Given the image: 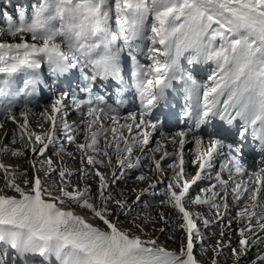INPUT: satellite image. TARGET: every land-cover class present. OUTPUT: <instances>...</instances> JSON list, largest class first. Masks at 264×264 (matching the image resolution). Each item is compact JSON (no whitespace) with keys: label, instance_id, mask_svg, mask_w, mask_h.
<instances>
[{"label":"snow or ice","instance_id":"obj_1","mask_svg":"<svg viewBox=\"0 0 264 264\" xmlns=\"http://www.w3.org/2000/svg\"><path fill=\"white\" fill-rule=\"evenodd\" d=\"M8 24L5 34L19 42H0V74L5 77L0 81V99L18 94L11 79L21 72L28 73V78L20 91L34 94L43 83L42 64L55 77L78 70L83 81L80 90L87 98L61 93L50 112L42 113L50 123L43 134L29 131L27 111L20 113L23 120L17 122L12 107L2 106L7 119L17 123L24 147L3 145L0 153L22 157L30 148L43 159L40 167L32 164L31 178L26 170L20 172L0 163L5 177L0 188V243L14 250L19 260L32 264L41 260L52 264L53 258L55 264H202L194 253L195 241L203 244L204 240L197 224L202 219L205 227L221 225L220 239L211 249V264H219L225 248L230 250L234 264H242L253 249L257 254L249 264H264V251L260 250L264 245V167L249 174L237 147L235 154L220 163L214 182L200 189L204 195L190 194L200 181L212 178L211 170L224 144L214 132L207 139L200 135L213 121H220L225 131L234 129L241 144L251 140L255 150L264 154V0H38L30 18L21 13L18 24L11 18ZM140 55L151 63L140 62ZM182 58L188 67L181 65ZM129 60L140 110L121 117L102 96L93 93L97 84L112 81L119 85L116 91L122 92ZM198 65H214L205 83L192 74ZM170 90L183 94L187 127L171 136L161 131L167 143L157 140L152 147L160 122L148 117L167 100ZM69 99L72 107L88 117L81 122L84 143L77 142V130L67 121L65 102ZM58 133L80 150L82 164L89 166L80 169V178L97 180L95 198L91 185L81 190L72 183L75 173L54 168L46 157L48 149L56 146ZM190 135L195 145L192 163L198 170L189 177L184 149ZM11 143H17L15 135ZM169 144L178 145L176 151L169 152ZM228 149L233 152V145ZM166 160L171 161L166 165L171 175L160 193V203L170 207L180 221L178 227L184 237L179 251L168 250L158 239L135 234L146 223L157 222L154 217L134 215L138 204L147 206L142 197L157 194L156 182L140 190L131 204L112 191L117 181L133 170H140L135 179L141 182L150 180L143 169L166 175ZM101 166L115 169L111 182L108 174L100 171ZM41 171L52 183H44ZM224 173L228 179L223 178ZM54 174H58L59 182L53 179ZM230 182L234 203L238 207L243 204L236 213L241 225L236 229L238 247L232 246L231 239L224 243L226 229H231V218L223 225L230 210L226 202ZM8 190L15 195L7 194ZM221 200L225 201L223 212ZM189 205L214 210L215 221L194 213ZM76 207L85 214L77 213ZM87 214L99 224L90 222ZM158 217L165 225L170 224L171 218L163 212ZM159 231L163 233L166 228ZM4 259L0 257V264Z\"/></svg>","mask_w":264,"mask_h":264},{"label":"rangeland","instance_id":"obj_2","mask_svg":"<svg viewBox=\"0 0 264 264\" xmlns=\"http://www.w3.org/2000/svg\"><path fill=\"white\" fill-rule=\"evenodd\" d=\"M37 3H38V0H20L18 2H14V4H15L14 13L17 14V16H16L17 19H19V15L21 13H23L25 16L30 14L29 17H28V18H30L32 10H33V6L36 5ZM1 11H2V8L0 7V16H2ZM9 18H11V20H13L12 17H7V18L3 17V23H0V34H3V39L0 40V42H9V43L19 42L18 38L9 37L8 35H5V33L2 32V31H7V28L9 26V24H8V19ZM29 42H31V41H29ZM44 104L48 105V102H45ZM52 104H49L50 105V107H49L50 109L48 110V112H50ZM24 108H25V105H21L15 111H13V114L17 118V122H21L23 120V117L20 115V113L24 111ZM41 109H42V107H41ZM41 109H39L37 112H35L34 115L31 114V115L28 116L29 131H31V132H33L35 134H40V132L42 130L47 131L50 128V123L46 120V116L42 115V113H45V110L42 112L43 109L42 110ZM2 110L3 109H1L0 112H2ZM71 110H72L71 108H68V112H71ZM3 115L4 116L0 117V123L3 124V127H0V146L7 145L8 147H11V148L22 149L24 147V144L19 140L20 129L18 128L17 123H14L12 121H8L7 116H6V114L4 112H3ZM30 119H31V121H30ZM73 122L75 123L74 120L71 121L72 124H73ZM31 125H34V126L32 127ZM7 126L8 127H13L14 128L13 130H15V131H13V130H11L12 132L10 130L8 131V127ZM81 128H82V126H81ZM77 129L78 128H75L74 130H77ZM3 130H4V132L2 133L1 131H3ZM84 130L85 129H83V134L81 136H77L76 137L77 142H79V143H84L85 142V140H84ZM8 132H11L12 135H14V134L17 135V138H16L17 139V143L16 144L13 145L11 143V138L8 139V135H7ZM78 133H79V130H77V134ZM58 135H59V133H58ZM65 142H66V139H65L64 135L62 133H60L59 140L57 141L56 146L54 148L50 147L48 149V151L46 152V157L50 158L53 161V167L54 168H56V169H61L62 168L66 172L67 171H71V172L75 173V175L72 177V183L74 185L79 186V188L81 190L86 186L87 182L89 181V184H87V185H91V192H92L93 197L95 198V196L97 195V187H98L97 180L89 179V180L85 181V180L80 178V175H81L80 174V169L82 167H89V166H86V165L82 164L81 157H76L75 156V152L78 151V149L75 147V144H71L70 145L71 147L64 148L63 151H61V146L64 145ZM102 145L103 144H101V146ZM68 153H72V154L74 153V154L72 156H69ZM42 159L43 158H41L38 153L35 154V155L32 154L30 148L26 150V155L22 156V157H14V156H11V155H8V154L0 153V163H3V164L8 165V166H11L14 169L18 168V170L20 172H24L26 170L27 171V175H28L29 178H31L34 175V170L32 168V164L35 163L36 167H40ZM113 160H114V164H115V159H113ZM23 161L25 163H23ZM44 168H45V170H47V164L46 163L44 164ZM107 170L109 171V174H111V167L110 166H108V167L101 166L100 167V171L101 172L105 173ZM138 174L139 173H135V174L132 173L133 178L131 179V181L129 180L130 182H125V183H122L120 185L119 184L118 185L117 184L114 185V187L112 188L113 189L112 191L116 195L117 198L123 199L124 197H121V195H124V190L126 188H128V187L130 188V190L135 191V192H133V194H135V193L137 194L140 191L141 187H142L141 185L146 186V184H143V182H142L141 184L139 183L138 186H136V187L135 186L133 188L131 187L132 183L135 180V177ZM146 174L150 177V180L144 181V183H146V182L147 183H152V182H156L157 183L158 182L157 180H155V176H154L153 173H146ZM39 175H40L41 179L44 180L45 184L52 183L51 180H48L46 178L45 171H41L39 173ZM54 175H53V179L56 180L57 182H59L60 178H59L58 174H54ZM109 182H111V178H109ZM167 182H168V180H167ZM167 182H166V184H167ZM4 183H5V177H4L3 173H2V170H0V188L4 187ZM166 184H165V186L163 185L162 188L160 187L161 188V192L164 191V189L166 187ZM117 186H119V187L117 188ZM157 187H159V185ZM202 188H204V187H202ZM117 189H119V190H117ZM137 189H139L138 192H137ZM69 190H71V189H69ZM154 191H156V190H154ZM7 194L15 195V193L12 192L11 190H8ZM136 194L133 195V196L131 195L130 197H128L129 204H131L132 201L135 199ZM197 194H200V190L199 191L196 190L193 195L196 196ZM156 195L157 196H154V195H146V196H144V199L142 201H147V203H149L150 205L148 204V206H145L144 203L138 204L136 206V212L134 213V215L136 213H139V215H140V217L142 219L147 218V217H154V218H156V221H157L156 223L157 224L155 225V224H152V223H146L143 226V230L142 231L141 230H135V234L141 235L144 239H149V238L158 239V242L160 244L164 245L168 250L177 249L179 251V249L181 247L182 238L184 237V233L182 231H180L179 227H178L180 221L176 217L171 219V223H173V227H172L171 225H165L163 221L159 220L158 213H161V212H163L166 217H169L170 214H168V213L170 211H168V210L170 209V207L168 208V207H166L164 205H161L160 201H161L162 198L158 197L159 196L158 192H157ZM152 196H154V197H152ZM219 202H220L221 205L224 204L223 200L219 201ZM153 206L157 207V210H156L155 213H154V211L150 210L151 208H153ZM196 206L197 205H191L189 207V209L191 211H193L194 213H196V211L199 210L198 207H197V210H196ZM191 207L193 209H191ZM75 211L77 213H79V214H82V215L85 214L84 210L79 208V207H76ZM211 211H213V210H211ZM200 213H202L204 215H209L207 212L203 213V210H200ZM87 215L89 216L90 222H92L94 224H99V221L91 219L90 214H87ZM228 215H229V213H228ZM120 220L124 221L125 217L124 216H120ZM209 220L213 221V219H209ZM228 221H229V219H228ZM228 221H226L227 223L224 222L223 225L226 226L228 224ZM122 226L127 228V227H129V224L128 223H123ZM160 228H166V231H164L162 233V232L159 231ZM218 229L221 230V225H220V227ZM218 229H215V228H211L210 229L209 228L208 230H210V231H208L206 229L205 231L207 233L203 235V237H204L203 244H201L199 239H197L195 241L196 245H195V248H194V253H195V255H196L198 260L205 261V259H208V261H210V263H211V258L213 257V252L212 251L211 252L207 251V253H208L207 254V253H205V248H206V246H209V245H212L213 247L216 245L217 240L220 239V237L217 238L218 235L220 234V230L218 231ZM146 230H148L147 233H145ZM199 230H200V228H199ZM230 231H232V230H230ZM210 233L211 234L213 233V235H211ZM172 236H174L175 239H171L170 237H172ZM237 236L238 235H237L236 231H235V233L231 232L229 234L226 231L225 238H224V243L226 241L229 242V239H231V243L234 244L233 247H236V246L238 247V240H236ZM225 245H226V243H225ZM6 246L7 245H5L3 243H0V248H5ZM171 247H173V248H171ZM225 249L230 252V250H228L227 248H225ZM177 250H175V251H177ZM254 250H256V249H254ZM251 252L252 251H250V253L248 255V259L242 261V264H244L246 262L249 263V258L250 257L253 258L254 253L253 252L251 253ZM207 256H209V258H207ZM251 258H250V260H251ZM54 261L55 260L53 258V263L52 264H54ZM219 261H220L219 264H227V263L228 264H234V260L231 257V253L228 254V253L224 252L223 255L220 257ZM221 261H222V263H221ZM40 262H41V264H44L43 260H41ZM26 264H32V262L29 260Z\"/></svg>","mask_w":264,"mask_h":264},{"label":"bare ground","instance_id":"obj_3","mask_svg":"<svg viewBox=\"0 0 264 264\" xmlns=\"http://www.w3.org/2000/svg\"><path fill=\"white\" fill-rule=\"evenodd\" d=\"M19 23V20H17V24ZM3 33H6V31H3ZM28 75V73H24V72H21V73H17L11 80H17V79H23L24 77L26 78V76ZM5 77L3 76V74H0V81H2L3 79H4ZM23 87H24V83L23 84H20L18 87H12V89H13V91L14 92H18V94H17V96H13V97H11V98H9V99H7V100H4V99H0V110L1 109H3V105H5V104H7V105H10L11 107H12V109H14V107H16V106H18V105H21V104H26L27 106L25 107V110L24 111H27L28 112V116L29 115H31V114H33L34 115V113L35 112H37L39 109H41V107H42V112L45 110L46 111V109L47 110H49L50 108V105L49 104H52L54 101H55V99H56V97L58 96L57 95V93L56 92H53V91H51V90H49V89H47V88H45L43 85H39V87H38V89H37V91L34 93V94H30L29 95V99H26L25 101H24V98H26V94H25V92L24 91H20L21 89H23ZM42 97V98H41ZM45 97H46V99L48 98V100H46V102H48V105H45L44 104V102L42 101V99H45ZM42 101V102H41ZM8 102V103H7ZM66 102H69L68 100L66 101ZM65 102V103H66ZM47 106V107H46ZM72 106V105H71ZM68 107H70V105H68ZM30 110V111H29ZM40 110V111H41ZM76 110V109H75ZM78 111V110H77ZM3 110H2V112H0V117H2V116H4L3 115ZM74 111H72V112H69L68 113V115H67V121H68V123L73 127V129H75V128H78L77 130H79V133L77 134V136H81L82 134H83V129L81 128V126H82V124H81V122L82 121H87V119H88V117L87 116H83V117H76V116H71V114L70 113H73ZM17 114V113H16ZM124 116V115H123ZM123 116H121V117H123ZM33 118V117H32ZM44 118V117H43ZM47 120V119H46ZM72 120H74L75 121V123L73 122V124L71 123V121ZM8 121H10V120H8ZM30 121H31V119H30ZM121 123L123 122V120H121L120 121ZM11 126V125H10ZM32 127L34 126V125H31ZM8 127V126H7ZM14 128L13 127H8V131L10 130H13ZM13 131H15V130H13ZM2 133L4 132V130L3 131H1ZM12 132V131H11ZM11 132H8V139H10L11 138V140H12V138H13V135H12V133ZM43 132H45L44 130H42L41 132H40V134H43ZM160 132H161V130H159L158 129V131L153 135V137H152V144H151V146L152 147H155V142L157 141L156 140V137H158V136H160ZM19 134V133H18ZM80 134V135H79ZM166 134V133H165ZM172 134H174L173 132L172 133H170V134H167L168 136H171ZM15 135V137L17 138V135L16 134H14ZM20 136V135H19ZM59 136H60V133H59ZM76 136V137H77ZM4 138V137H3ZM83 138V137H82ZM160 138H161V140H164L161 136H160ZM188 139H189V143H187L186 145H185V149H184V151H185V170H186V173H187V175L190 177L191 175H193L198 169H197V167L196 166H194L193 165V163H192V161L195 159V145H194V143H192L191 142V135L188 137ZM160 140V141H161ZM162 143H167V141H165V142H162ZM101 144H103V138H101ZM38 147V146H37ZM68 147H71L70 146V144H68L67 143V141L65 142V144L64 145H62L61 146V148H68ZM178 148V145H168L167 146V150L169 151V152H174V151H176V149ZM60 150V149H59ZM33 154V153H32ZM74 154V153H73ZM75 156L76 157H81V152H80V150H78V151H76L75 152ZM159 156H160V153H157L156 154V158L158 159L159 158ZM60 158V157H59ZM63 159V158H62ZM28 160V159H27ZM169 162H171L170 160H166V161H164L163 163H164V166H165V172H166V175H164V176H160V175H158V174H155V173H153V172H151V171H149L148 169H143V171L145 172V173H153L154 174V176H155V180H157L158 182H157V186L159 185V187H157V189H156V192H158V197H161L162 198V196L160 195V193H162L161 192V188H162V186L164 185L165 186V184H166V182H167V180H169V178H170V175H171V170L170 169H167V167H166V165H167V163H169ZM23 163H25L24 161H23ZM64 164V163H63ZM24 165V164H23ZM113 165H114V160H113ZM111 167V166H110ZM192 168V169H191ZM62 169V168H61ZM106 169V168H105ZM115 169L113 168V167H111V172L112 171H114ZM140 172V170H133V171H131L128 175H127V177L124 179V180H120V181H117V185L119 184H122V183H125V182H130L131 181V179L133 178V176H132V173H139ZM106 174H108V176H109V178H111V174H109V171L107 170L106 172H105ZM211 173H212V178L211 179H204V180H202V181H200L199 183H198V185H196V186H194L191 190H190V194H191V196H193V197H195L193 194H194V192L196 191V190H200L201 188H202V186L205 188V187H208L211 183H213L214 182V176H215V174L213 173V171H211ZM55 176V175H54ZM160 176V177H159ZM223 178H225V179H228V175H227V173H224L223 174ZM233 179L235 180V179H237V177L235 176V174H233ZM130 180V181H129ZM91 182V181H90ZM119 182V183H118ZM141 184L142 182H140V181H137L136 179L134 180V182L132 183V188L135 186H138V184ZM87 184H89V181L87 182ZM143 184H146V186H144V185H141L142 187H141V189L140 190H142L144 187L146 188L147 186H148V184L149 183H144L143 182ZM231 186H232V183L230 182V186H229V195H228V198H227V200L229 201L228 202V205H229V215L227 214L225 217H224V220H223V223L224 222H226V221H228V219H230L231 218V229H226V231H227V233L229 234V233H231V232H234L235 233V231H236V229H238L239 227H241V225L237 222V219L238 218H236V213L240 210V208L241 207H243V204L242 205H240L239 207L238 206H235L234 207V201H233V199H232V196H231ZM119 186H117V188H118ZM161 187V188H160ZM160 188V189H159ZM116 189V188H115ZM113 190V189H112ZM117 190H119V189H117ZM139 191V189H137V192ZM133 192H135V191H133V190H130V188L128 187V188H126L125 190H124V195H121V197H124V198H127L128 199V197H130L132 194H133ZM136 194V193H135ZM135 194H133V195H135ZM132 195V196H133ZM200 195H204L203 193H200ZM154 196H157V195H154ZM154 196H152V197H154ZM144 199V197H142V200ZM233 202V203H232ZM148 204L149 203H147V206H148ZM150 205V204H149ZM162 205V204H161ZM191 205H189V207H190ZM197 207H198V209L199 210H197ZM169 208V207H168ZM150 209V208H149ZM191 209H193L192 207H191ZM151 211H154V213L156 212V210H157V207H154L153 206V208H151L150 209ZM167 210V209H166ZM196 213H200V210H203V213H205V212H207L209 215H204V214H202V213H200V214H202V216L203 217H206V218H208V219H213V221H215V219H216V217H214V215H213V212H214V210L213 211H211V210H209L208 208H207V206H199V205H197L196 206ZM168 211H170L168 214H170L169 215V217L171 218V219H173L174 217H176V214L173 212V210H171V208L168 210ZM205 211V212H204ZM221 211L223 212V205H221ZM177 218V217H176ZM158 220V219H157ZM175 222V221H174ZM163 223V222H162ZM227 223V222H226ZM157 223H155V225H156ZM197 224H198V227L200 228V232L204 235V234H206L207 232L205 231L206 229L208 230L209 228L211 229V228H215V229H218L219 227H220V224H216V223H213V225L211 226V227H205L204 226V224H203V221H202V219H198L197 220ZM169 225H171L172 227H173V223H171V220H170V224ZM204 226V227H203ZM203 227V228H202ZM220 229H218V231H219ZM230 230H232V231H230ZM208 231H210V230H208ZM148 232V230H146V232L145 233H147ZM213 232V231H212ZM215 232V231H214ZM219 233V232H218ZM211 234V233H210ZM173 235V234H172ZM211 235H213V233L211 234ZM210 235V236H211ZM236 236V235H235ZM220 237V234L218 235V237L217 238H219ZM215 238V237H214ZM224 238H225V236H224ZM230 238V237H229ZM227 239V238H226ZM233 239V238H232ZM236 240H239V236H237V238H236ZM209 242V241H208ZM226 244L228 243L227 241L225 242ZM172 245V244H171ZM196 245V244H195ZM208 245V244H207ZM234 244H232V246H233ZM212 245H209V246H206V248L208 249V251L209 252H211V249H212ZM237 247V246H236ZM171 248H173V247H171ZM173 250V249H172ZM174 250H177V249H174ZM229 250V249H228ZM260 250H262V251H264V245H260ZM178 251V250H177ZM224 252H226V253H228V254H230V252L229 251H227L226 249H224ZM223 252V253H224ZM252 252L254 253V256L257 254V250H252ZM251 252V253H252ZM250 253V252H249ZM249 253H248V255H249ZM208 254V253H207ZM225 255V254H224ZM252 255V254H251ZM253 256V257H254ZM207 258H209V256H207ZM251 258V257H250ZM250 258H249V261H250ZM248 259V256L244 259V260H247ZM252 259V258H251ZM243 260V261H244ZM202 262V264H211L210 263V261H208V259H205V261H201ZM220 262V261H219ZM230 262V261H229ZM221 263H222V261H221ZM227 263V262H226ZM228 264V263H227ZM244 264H249L248 262H246V263H244Z\"/></svg>","mask_w":264,"mask_h":264}]
</instances>
